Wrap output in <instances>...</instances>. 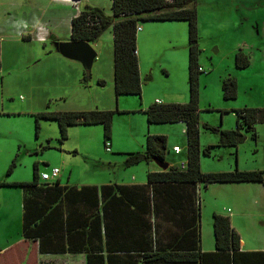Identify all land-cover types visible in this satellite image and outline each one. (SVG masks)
<instances>
[{
	"label": "crops",
	"instance_id": "1",
	"mask_svg": "<svg viewBox=\"0 0 264 264\" xmlns=\"http://www.w3.org/2000/svg\"><path fill=\"white\" fill-rule=\"evenodd\" d=\"M59 1L63 4L62 6L73 8V11H68L59 19L63 20L67 17L71 23L72 33V20L84 10L83 0ZM95 7L100 8V6ZM112 14L113 10L109 15ZM184 22L187 21L147 20L144 22L147 24L145 26L139 23L141 29L137 31L136 53L141 76L142 55L144 56V53L150 50L152 55L156 56L160 48L157 36L161 33L176 36L180 28L181 33L184 34L185 31L188 33V27ZM7 27L8 29L4 27L0 29L1 70L4 64L2 58L4 42L13 45L32 42L40 47L41 42L45 41L44 46L47 47L48 39L52 37L56 40L53 43L54 46L56 42L73 40L71 34L70 38L65 39L58 37L53 31L49 32L50 21L36 13L22 22L15 20L11 27L9 25ZM108 29L110 31L106 39L112 43L114 60L113 29L112 27ZM103 33L96 42H90L97 52L98 60L101 58L104 42H106ZM164 45L166 50L178 47L172 40L165 41ZM157 47L159 48L156 50ZM69 62L70 68L77 70L79 80L80 65L75 63V60ZM200 68L204 71L201 65ZM97 81L105 82L100 76ZM67 86L71 85L67 84ZM186 92L187 95L183 101L176 102V99L171 96L177 94L167 92L157 96L152 104L188 102L189 84ZM183 94L184 88H182ZM200 95H203L202 86H200ZM4 96L3 92L0 97V118L16 113L14 109L5 108ZM147 103L150 102H142L137 106L138 112L146 117L145 110L150 106ZM25 112L27 111L19 113ZM144 118L145 116L143 120ZM71 125L67 127V136L65 138L61 136L58 141L61 147L55 148L60 153L70 151L64 144ZM37 127L39 128V123ZM7 128L5 126V129ZM148 131L165 136L161 128L151 130V127H148ZM182 131L186 135V123ZM6 132L7 130L0 127V138L5 137ZM147 135L143 150L118 153L124 155L125 160L122 162H119L120 158L113 156L109 162L104 160L107 164H103L101 161L103 158L97 160L96 155H88L81 161H76L59 153L53 168H59L60 172L57 177L50 180L41 179V173L49 171L41 169L39 162L36 161L31 166L32 174L27 179L20 169L22 160H17L19 155L13 159L12 167L8 158L0 169L1 174L6 173L5 176L2 174V178L0 175V210L8 211L6 206L8 195L12 193L16 196L15 205L20 215L16 220L17 225H12L8 220L4 221L0 216V264H264V182H181L160 179L158 176L161 173L171 169L179 171L187 169L188 143L186 157L181 159L180 165L174 164L167 157L169 153L167 145L163 160L169 163L168 168L159 167L153 160L154 156H150L149 159L144 157L135 164L127 165L126 158L134 153L139 152L145 155ZM1 141L0 145L8 142L1 143ZM48 143H51L50 140ZM173 146L180 148V151L175 153L182 152L178 144ZM207 146H212L211 154H200V167L203 172L233 171L234 169L264 171L257 166H246L240 163L239 144L237 146L221 145L219 139L217 144ZM207 146L200 145V148L202 150ZM216 147L235 148V150L230 149L234 151H230L229 154L232 152L237 154L236 167L232 165L226 166L227 168L217 167L214 162L208 161L206 157L214 156L212 150ZM33 153L31 151V154ZM223 153L221 158L224 157ZM89 161L97 162V165ZM106 165L113 169L114 177L111 178L101 170ZM132 165L137 166L128 168L124 174L122 173L123 168L125 170V167ZM35 171L36 178H34ZM151 174L154 179H150ZM242 191H246L243 195L246 196L245 198L234 197L235 193ZM251 191L254 193L253 196L249 195ZM204 213L207 214L204 215ZM214 214L229 217L231 226L240 235L238 251L217 250ZM169 253L181 255L194 253L195 257H164Z\"/></svg>",
	"mask_w": 264,
	"mask_h": 264
},
{
	"label": "rangeland",
	"instance_id": "2",
	"mask_svg": "<svg viewBox=\"0 0 264 264\" xmlns=\"http://www.w3.org/2000/svg\"><path fill=\"white\" fill-rule=\"evenodd\" d=\"M62 5L59 0H0V29L2 27L8 29L7 25L11 27L15 20L22 22L36 13L50 21L49 32L53 31L61 38H70V21L67 17L59 19L68 11H73V8ZM85 6H100L109 15L112 11V0H83L82 7L85 9ZM191 6H195L198 12L199 64L204 69L200 74L203 95H200L198 107L201 121L200 145L204 147L208 144H217L220 135L204 129L202 123L206 122L222 129L235 128L236 109L245 106L264 108V0H193ZM170 9H172L170 6L166 8ZM144 22L140 24L147 25ZM184 23L188 27V22ZM180 30L181 28L177 37L163 33L157 36L160 48H156V50L159 48L156 56L152 55L150 50L142 55L143 95L116 93L112 43L106 39L110 29L103 33L106 41L104 50L100 60L98 57L94 60L87 80L82 64L76 61L75 63L80 65L81 74L79 80L77 79V70L69 66V61L74 60H68L60 54L53 45L55 37L48 39L47 47L44 46L45 41L41 42L40 47L32 42L14 45L4 42L0 97L4 92L5 108L14 109L16 113L0 118V127L7 130L6 136L0 138V141L2 140L1 143L8 141L7 144L0 145V169L8 158L12 164L13 159L19 155L17 160H22L20 169L24 172L25 178L28 179L32 174L31 166L36 161L39 162L41 169L50 172L60 153L55 150L61 147L58 142L61 139L59 124L54 119L37 118V114L90 110L114 111L111 138L105 139L102 124H73L68 128V138L64 144L70 151L61 152V155L69 156L76 161H81L88 155H96L97 160L103 158L101 159L103 164H107L104 160L109 162L113 156H117L120 158L119 162H122L125 160L124 155L118 153L143 150L146 135L158 134L152 133L153 131L149 133L148 127H151V130L163 129L167 137L166 145L169 151L167 157L174 164L180 165L181 159L186 157L187 138L182 131L185 123L182 121L150 123L146 115L140 114L137 109L142 102H150L147 104L151 105L162 93L175 92L177 95L171 98H175L176 102L185 99L188 91V33L185 31L183 34ZM169 40L175 41L178 47L166 50L164 42ZM239 50L249 57L250 64L246 68L236 66V53ZM99 76L105 82L99 84L97 81ZM228 77L238 80L236 98H224L222 83ZM20 111L27 112L19 113ZM5 126L8 128L5 129ZM254 127L257 138L254 139L252 133H245V139L239 143L240 163L264 169V122L258 121ZM106 141L111 144L109 150L105 148ZM173 144H178L182 148L180 154L175 153ZM230 149L235 150L232 147L213 148L214 156L206 159L214 162L217 167L227 168L229 165L236 167L237 154L235 152L229 154L230 151H234ZM31 151L34 153L31 154ZM222 153L224 157L221 158ZM89 163L97 165V162ZM135 166L125 167V170L123 168L122 173ZM101 170L111 178L114 177L110 166L106 165ZM2 174L5 176L6 173ZM2 174L0 173L1 178ZM245 193L246 191L235 193L234 197L243 196ZM249 195L253 196L254 193L251 191ZM15 202L16 196L10 193L8 204L4 203L8 211L0 210L2 219L11 221L12 225H17L16 220L20 215Z\"/></svg>",
	"mask_w": 264,
	"mask_h": 264
},
{
	"label": "trees",
	"instance_id": "3",
	"mask_svg": "<svg viewBox=\"0 0 264 264\" xmlns=\"http://www.w3.org/2000/svg\"><path fill=\"white\" fill-rule=\"evenodd\" d=\"M193 0H112L113 14H106L101 8L85 6L82 12L72 20L73 40H85L96 42L101 34L112 27L114 46V85L117 94L142 93V77L140 74L137 50V27L139 23L147 20H185L188 22V84L189 100L185 103H153L146 110L148 121L151 123L179 122L186 123V135L188 143V167L186 170H174L161 173L158 177L164 180L181 182H238V181H262L264 182L263 170H239L222 172H203L200 167V154H211V147L200 148V120H199V98H200V69L199 55V32L198 12L195 6H191ZM172 7L166 10L167 7ZM97 19L100 24H97ZM92 23V24H91ZM89 24V25H88ZM250 60L248 55L239 50L236 53V66L246 68ZM1 44H0V70H1ZM85 75V80H87ZM222 89L224 98L237 97V79L228 77L223 80ZM113 113L111 110L90 111H55L42 112L37 118L54 119L58 122L61 136H67V127L71 124H102L104 136L111 137ZM236 128L221 129L208 123L203 127L220 135V144L226 146H237L245 139V133H252L256 139L257 133L254 125L258 121L264 122V108L243 107L236 109ZM38 126V123H37ZM244 130V132H242ZM167 137L164 135H147V151L144 154L136 152L128 157L127 165L135 164L144 157L150 156L164 159ZM14 163L11 164V167ZM36 178V171L34 174ZM152 178V174L150 175ZM34 181V179H33ZM214 233L217 250L227 251L233 249L238 251L240 246V235L231 226L229 217L214 214ZM204 253H202L203 255ZM195 257L189 254H165L170 258Z\"/></svg>",
	"mask_w": 264,
	"mask_h": 264
},
{
	"label": "water",
	"instance_id": "4",
	"mask_svg": "<svg viewBox=\"0 0 264 264\" xmlns=\"http://www.w3.org/2000/svg\"><path fill=\"white\" fill-rule=\"evenodd\" d=\"M55 44L57 50L64 57L80 62L84 68L85 75L89 77L93 62L97 57V52L89 41L70 40L56 42ZM153 160L163 169L169 166V163L161 158L153 157Z\"/></svg>",
	"mask_w": 264,
	"mask_h": 264
},
{
	"label": "built area",
	"instance_id": "5",
	"mask_svg": "<svg viewBox=\"0 0 264 264\" xmlns=\"http://www.w3.org/2000/svg\"><path fill=\"white\" fill-rule=\"evenodd\" d=\"M96 23L97 24H100V20L99 19H97V21H96ZM92 24V23H91ZM89 25V24H88ZM141 29V27H137V31H139ZM201 69V68H200ZM202 70V69H201ZM105 146H106V149H110L111 148V144H110V142H108V141H106L105 142ZM174 150H175V152H179L180 151V148L178 147V146H175L174 147ZM59 172H60V169L59 168H57V167H55V168H53L50 172H42L41 173V175H40V177H41V179H43V180H50V179H52V178H55V177H57L58 175H59Z\"/></svg>",
	"mask_w": 264,
	"mask_h": 264
}]
</instances>
